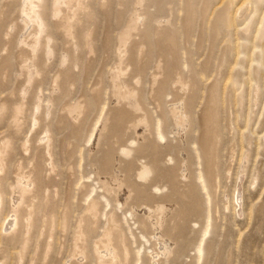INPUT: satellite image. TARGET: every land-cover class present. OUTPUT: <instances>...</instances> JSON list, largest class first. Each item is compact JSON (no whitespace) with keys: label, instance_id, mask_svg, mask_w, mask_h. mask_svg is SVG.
Here are the masks:
<instances>
[{"label":"rangeland","instance_id":"rangeland-1","mask_svg":"<svg viewBox=\"0 0 264 264\" xmlns=\"http://www.w3.org/2000/svg\"><path fill=\"white\" fill-rule=\"evenodd\" d=\"M23 1L0 0V264H264V0H28L33 11ZM129 91L148 114L142 141ZM179 102L191 110L186 181L170 114ZM201 136L217 142L220 175L204 192ZM139 162L153 169L145 185ZM115 168L123 207L98 181ZM155 201L174 206L164 256L138 212Z\"/></svg>","mask_w":264,"mask_h":264},{"label":"bare ground","instance_id":"bare-ground-1","mask_svg":"<svg viewBox=\"0 0 264 264\" xmlns=\"http://www.w3.org/2000/svg\"><path fill=\"white\" fill-rule=\"evenodd\" d=\"M23 3L27 4L30 7V9L33 11V8H31L30 2L28 0H24ZM35 15H36L35 17H38L36 13H35ZM134 20L135 19L132 18V21H131L132 24H133ZM26 27H28V25H25V28ZM32 49H34V48H32ZM117 78H118L117 73L114 72L111 75V80H112L114 88H116V86H117L116 85ZM121 99L124 100L123 103L125 102V109H127L126 110V114L130 117V119H132V120H128V123H131L129 125V128L134 132V134L136 135V138L139 141L144 140V134L149 131V125H148V121L149 120H148V116H147L148 114L142 108L143 106L141 107L140 103L138 102V98H137L135 92H133V91L130 92L129 91ZM35 105H36L34 107L35 111L38 112L39 111V105L38 104H35ZM170 108H171L170 114H171L172 122L174 124L173 134L178 138V144H179V148H178L179 152H178V154L181 157L180 164H179V166L177 167L176 170L180 173L181 180L186 181V180H188V162H187L186 153L184 152V149H182V147L186 143L185 142V137H186V134L188 133V130L190 129L189 128V126H190L189 125L190 124V119L189 118H191V117H189V114H191V110L189 111V109L186 108L185 105H183L181 102L172 105ZM80 109L81 108L78 105L73 106L70 109V111H69L71 117H76L80 113ZM210 112H211V110H210ZM207 113H208V110H207ZM204 117H205V115H204ZM202 120H204V119H202ZM206 122H205V124H206ZM36 124H37V120H34L33 121V125H36ZM211 124H212V122H211ZM160 125H159V120H156V125L153 128L155 130L156 137H157L156 139H158V141L159 140L162 141V139H163V135H161V133H160V128H161ZM204 126L206 128V126H208V124L204 125ZM93 129H94V127H93ZM46 134H47V132L44 134V136H42L43 139L47 137ZM209 134H210V132H209ZM201 135H203V134H201ZM90 137H92V135L89 136V138ZM209 138L208 137L207 138H205V137L203 138L201 136L199 138V141H198L199 142L198 143L199 144L198 150H200L201 154L205 157L206 160H205L204 167L196 172L195 181H197L199 183L200 189L203 192L206 191L207 188H209V187H211L213 189V188H217L218 185H220V182H219L220 175H219V172L217 170V168L219 167L218 159H217V155H216L217 142H215V144H213V148L211 147L212 148L211 149L209 147V145L207 144V139H209ZM214 141H216V140H214ZM130 150L131 149H129V147H127L124 150H121V155L123 157L124 156L126 157ZM195 151H196V153L198 152L197 150H195ZM197 155H198V153H197ZM209 156H210V158H208ZM199 157L200 156H198V158ZM172 161H173V159L171 157H169L166 160V162L169 163V164ZM243 171H245V170H243ZM152 175H153L152 167L149 166L148 164H145V162H139V167L137 168V171L135 173V182L138 183V184H141V185H145L146 183L149 182V180L151 179ZM243 177H244V175L241 172V174L238 176V179L236 178L237 179V185H236L237 187H236V190H234L235 191V199H236V203H237L236 205H237V207L239 209L238 210L239 212H240L241 204H242L241 182H242ZM98 181L106 189V191H108L109 193H112V192L114 193L113 196L115 197L116 206H118V207L125 206L124 197L130 195V192L127 190L126 182L123 181L122 177L119 176V173L117 172V168L113 169V173H111L110 175H106V174L105 175H102V174L99 175L98 176ZM23 183H24V181H23ZM27 185H29V184L27 183ZM152 188L154 190H157L158 187L157 186H153ZM25 192H26V190L21 187V184H17L16 186H14L12 188V195H13L14 199L21 198L22 195ZM173 208H174V206L171 205L170 203L168 204V203L155 201L154 202V207L152 209L147 207V206H142L140 208V210L137 209L139 213L143 214L144 219L150 224L151 228L154 230L155 234H154L153 238L158 242V249L160 251L159 255L160 254L163 255V256L166 255L170 251V248L172 246V243L170 242V240L165 238L161 234L160 230H161V228L163 226L165 218L173 211ZM137 210L134 207L131 208L130 215H133V213L135 211H137ZM238 211H236V212H238ZM207 218H209V213H207ZM5 227H3V228H5ZM208 229H209V224L207 222L206 225L204 226V228L202 229L199 243L196 246L197 247L196 248L197 254H200L201 244H202L203 239L205 238V236L208 234L207 233ZM111 242H112L111 240L108 241L107 245L105 244L106 246L104 247V249L102 251H98L97 250L99 259H103V258L113 254V250L111 248ZM197 256L199 257L200 255H197ZM158 258L159 257H158L157 253L156 254H152L151 255L152 263H155ZM102 261H100V264H105L104 261L103 262Z\"/></svg>","mask_w":264,"mask_h":264}]
</instances>
